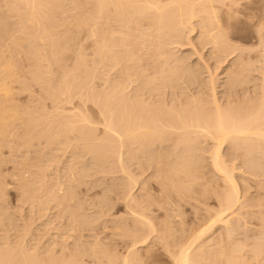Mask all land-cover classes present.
Listing matches in <instances>:
<instances>
[{
	"label": "rangeland",
	"instance_id": "1",
	"mask_svg": "<svg viewBox=\"0 0 264 264\" xmlns=\"http://www.w3.org/2000/svg\"><path fill=\"white\" fill-rule=\"evenodd\" d=\"M4 1L5 0H0V25L1 24L3 25L5 23V25L0 26V33H1L0 34V46H1L0 47V50H1L0 54H3V52H4V54L2 55V57L3 56L4 57L2 59H4V58L8 59L9 58L10 63L11 64L14 63L12 65L13 69L18 74L17 78L19 79V77H20L19 82H17L18 81V79H17V81L15 80L16 82L14 81L15 83H13L12 90L13 91L15 90V91L12 93V95L14 96V99L12 98L13 96L10 97V99L12 98L15 102L11 99L14 105L12 104V102L10 104H12L15 107H20V111H22V113L26 112L25 113L26 115L22 116L23 118H21V119H23V120L18 119L19 123L15 120V122H16V124H15V122L13 121L14 124L13 123L11 124L12 127H11V132H10L12 135H6L4 137L0 136V138H1L0 139V173H1V175H0V178H1L0 179V249L5 250V251L8 249L9 250L12 249L11 251H13V250L19 251L20 249H22L24 251V249L26 248L24 251L25 254L27 253L26 251H28V255H32L31 252H33V253L36 252L33 254L34 256L32 255L35 259L38 258L40 261H43V263L45 261L46 263L48 262L50 264H57V261H58V264H60V262H61L60 260H62V259L67 260L66 259L67 256H69V255L71 256V253H73V252L74 253L72 255H74V256H77L76 254H79L80 258H78V260H80V259L83 260V261H77V263L79 262L80 264H95V263L101 264V262H102V264L103 263L109 264L110 259L114 258L113 261H110V262H114V260H116L117 257H119V259L117 258L116 262L119 261L120 263H123L122 257L124 258V256L127 254H129V256H130L129 260L131 258V264H136V263L137 264H173V260H172L171 255L168 251H172V249H173L175 252L176 250H178L177 248H179L181 243L184 244L187 242V240L190 238V234L194 233V231H196L199 227H201V226L203 227V225L207 224L211 220V216L212 215L214 216V214L216 213L215 211L219 210V208H220L219 204L221 206L222 205L221 203H223V200L222 201H219V200L222 199V195H224L223 194L224 191L226 189L228 190V186L230 187V185H228L229 183L227 184V182H225V179L223 178L224 176H222L221 173H219L214 167H212L213 164L211 161V157H210L211 154L210 153H211V150L213 147V141L208 139V138H205V137H204V139H202V136L197 137L195 134H190V136H188L189 140L188 139L186 140L187 143H189V145L184 141H183V143H184L183 144L181 142V139H179L181 136V135H179L180 132L179 133L175 132V133H171V135L167 134L165 136L166 139L165 138L163 139L165 142L164 144H162L163 140H161V141L158 140L159 142L153 141V142H151V144L149 143L150 144L149 146H147L148 144H146V147H144V148L143 147L141 148L139 145H136V144H128V142H125L128 146L124 143V145H126V146H123L120 149L118 146L119 145V143H118L116 145L117 147L113 150V152L111 149H110V151H111L110 153L107 152L109 154L108 155L107 153H104L107 151L106 150L107 148L104 147L105 149H103L104 150V152H103V150H102L103 147L101 148V145L97 144V143H102L101 139L104 138V132L102 131V127L101 128L98 127L99 129L94 130V131L92 129L90 130L95 135V137L93 136V138H94L93 139L92 136L90 137L88 135V132L90 133V131H87V130L89 129L88 127H90V126L86 123H85L86 126L84 123H80V125L82 124L80 127H82L84 125V128L86 130L82 127L83 129L80 128L79 129L80 131L75 130V131H73L74 133L67 131L66 137L70 140H68L66 137L62 139L63 141L61 140L62 137L60 139H56V141H54L55 140L54 138L50 137V140L53 139L54 142L46 139L45 138L46 136L43 134V131L46 132L45 131L46 128L49 129L50 127H53L58 122H60V123L56 124L57 126L59 125L57 130H59V127L61 129V127H63L62 125L60 126V124H62L61 119L62 118L65 119L68 117V116H64V115H69L68 118H70L71 115H73V116L78 115L80 111L82 112L85 110L84 112H82L80 114H83V116H86V117H88V115H89V119L93 120V118L94 119L100 118V120H101V117H100L99 113L97 112V110L94 108L93 103L90 100H88L87 98H86V100H84L85 99L84 95H85V93L88 92V91H86V92L84 91V90H87L86 88L80 87L78 89H75L77 91H80L79 93H77L76 91H70V95L75 94V95L71 96V100H69L73 104L72 103L69 104L68 101H67V104H66V101L65 102L60 101L61 104L63 103L61 105L59 101H58L59 103L57 101L54 102L53 99L51 102V91L48 92L49 89L47 88V85L42 81L40 83L38 82V84H37L34 81L35 79L33 80L32 76H31V75H33V74H31V71H30V70H32V68H31L32 66H30L31 60L27 59L29 55L27 56V53L26 54L24 53L26 50H28L27 48L30 49V47H28V46H30L29 45L30 42L27 40H26V42H23L24 44L23 43L20 44L18 42L19 41L18 36H19V39H20V37L21 38L24 37V33L22 31H21L22 33L19 32L20 31V29H19L20 28L19 27L20 22H19V18H18L19 16H17V15H19V13L15 15V13L11 11L12 9H10V8L8 9V7L6 5L7 3H5L6 1L5 2ZM39 1H41V0H39ZM215 3L216 2H214L213 4H215ZM68 4L69 3L67 1V3L64 4L65 6L62 4L63 5V6L61 5L62 8L60 7V8H58L59 10L56 9L54 11L55 18H57V19H55V20H57V22L56 21L55 22L56 23L59 22L58 24L55 23L58 30L55 29L56 28L55 26H54V29L57 31V33H59V35H57L56 32L54 34H56L57 37H59L61 35L60 41H61V39L63 41L62 37H65L68 35L67 37H69L70 41H71V42H69L70 43L69 46H71L70 47L71 52H70V50H68V51L66 50L65 53H59L62 55H61V57L58 56L56 58L57 61L53 58L56 61V63L53 60V64L51 66V69H53L54 71L53 70L51 71V69H49V70L47 69L48 72L51 71L50 74H48V75L53 76L52 80L54 79V81H58L61 78L60 76L64 74L62 72H65V74L68 75V73L71 72V70L73 68H75L74 66L77 63H74L73 61H75V62L78 61L79 63L82 64L83 62H81V61L86 59V61H84L83 69L87 70V71H93L97 67L99 68V69L97 68V73L98 72H101V73H98V78L95 80V82H96L95 83V89L100 88L99 90L103 91L105 88H107L106 84H104V81L106 78L108 79V77H109V79H108V80H110L109 82H111V80H112V82H114V81H116L114 79H117V77L119 79L121 77V75H123L120 72V70H121L120 68L123 65H117L116 67L114 66V68H112V67L110 68L109 66L106 65L107 66L106 67L105 65L102 64V62H100L101 57L99 58L98 54L95 55V50L93 49L95 47L92 48L93 44L91 43V41H93V40L91 39V36L88 32V31H90V28H89L90 25L87 24L88 26H86V23L81 25V22H79L80 20L82 21L81 15H83V13H85V12H88L87 9L85 8L87 6L84 7L85 9L82 8V10L84 9L85 11L84 10L82 11L81 7H79L80 9H78L76 7L75 8L72 7L73 10L72 9L70 10V7L72 5L69 4L70 5L69 6ZM241 4H242V6L240 5V7H242V8L238 7V10L240 12L236 10L235 6H232L233 8H229V7L224 6V5H223L224 7L219 5V3L215 4V5H219L218 9L221 8L220 9L221 11H219V10H217V11L219 12L218 16L220 15V17H221V19L219 17V20H222L223 24L225 23L224 24L225 26L223 28L227 27L226 29L229 30L227 32V37H228L227 40L229 39V41L231 43L228 41L226 44L227 45L229 44L230 47H232V49L234 50V53H232L233 50L229 46H227L225 43H224L225 46L223 48L224 50L222 49V47H223L222 45L220 47L221 50L219 48H218L219 50L217 49L218 51H220L219 53L217 50H215L216 48L214 49L215 52L217 51L218 55L214 54L215 52L213 49H212V51L214 53H212L211 48H214V44H212V43L210 44L209 42H206V38H205V41L203 40L205 37V36L201 37V35H203V34H201V32H202L201 28H203V27H202V25L201 26L199 25L200 27L197 26L198 23L200 22L199 20H201V16L205 15L202 13L200 14L201 15L200 17L195 18V20L193 19L194 21L192 20L193 21L192 25H190V23H188L189 25L187 24V26H185V30H184V27H182L181 35L183 37L182 36L179 37V41H178L179 43L181 42L180 44L176 45V43H169V44H167L168 46L167 45L165 46V44H164V46L166 47L165 51L171 53V54H168V57L170 59L168 58L169 61H167V63L171 62L172 68L174 65L178 66L177 62H175V61H178V59H179V61L181 60L180 63L183 62L181 65L179 63V65H180V68H184V71H181V73L177 71L178 76L177 75H175L174 77L171 76L172 79L169 76V78L172 81L170 79L168 80V77H167V75H168L167 71L169 69H168L167 63H166V65H164V63L166 61L161 66L167 67V69H168V70H166L167 74H165V72L163 73V68L161 66H159L160 68H162V70L159 68V70L162 71V72H160V74L163 73L164 75H166L164 78L163 74L161 75L162 77H160L159 74H157V73H159V71H157V73L155 72L156 66L153 67V66H151L152 63H150L149 61H146V59L148 60V58H150L148 55L149 53L147 52V51H149L150 46L147 48H143V46L145 47V45H147V44H145V45L142 44L143 46L138 45L140 48L142 46V48L144 49L142 51L144 53L143 56H141L142 55V53H141V55H139L138 58L141 59L143 57L142 59L144 61H142V59H141V62L138 61L139 64L137 63V65H136V68L140 64L142 65V66L140 65L139 66L140 68L138 67L139 69H137V71H139L141 74H139L140 76L137 75V77L134 76L135 79L134 78L133 79L135 81L131 82L132 83L131 87H129L127 90V92L131 93V95H129V96L130 97L135 96V98H137L138 96L139 97L143 96V98H144V100H146L147 104L149 103V104L153 105V103H154L153 107L159 108V106L157 104V103H159L161 108H164L165 110H168V108L166 109L165 107H162V106L166 105V107H169L171 105V109L174 108V106L176 107V109L177 108L181 109L182 107L185 106V109H188V107L190 108V105H187L186 102H188V104L190 103L191 106H193L194 104H192L191 102L193 101V103H194V101L195 100L198 101L199 98H200L199 100H201L200 102H202V100L204 101L203 104H201V105L204 107V109L206 111L212 110L214 107H213V105H211L209 103H211V100L213 102L214 98H211L213 95L212 94L213 92H216L215 97H217L218 102H220L219 105L221 106V104H222V106H221L222 108H226V106H227L230 109L232 107L235 109H238L237 107L241 106V108H242L243 107L242 105H244L243 108H247V106H249V104L247 105V103H250L251 100H254L256 102L258 100L257 98H259V97H260V99L258 101L261 102L260 101L261 98L262 99L264 98L263 97L264 96V0H249V1L246 0V2H245V0H243V3L241 2ZM243 5H245V6H243ZM68 7H69V9H68ZM65 8H66V10H65ZM6 9H7V11L10 10L12 13L10 11H9V13H6L7 12ZM60 9H62V10L60 11ZM79 10H80V12H79ZM231 10H233V11H231ZM59 11H60V13H59ZM16 12H18V11H16ZM234 12L237 13V16H236V14H232ZM230 13H231V15H230ZM54 15H53V17H54ZM72 16L74 18L76 17L80 20H77V19L73 20L74 18ZM61 19H63V20L61 21ZM66 19H68L71 22V24ZM13 20H14V22H13ZM65 20L67 21L66 23L64 22ZM72 22H74V23H72ZM67 23H69V24H67ZM79 23L81 25V28L76 27V25H79ZM53 24H54V22H53ZM73 24H75L74 25L75 27L73 26ZM199 24H201V23H199ZM48 25H52V24H48ZM193 25H196V26H193ZM6 26H8L9 28L11 27L10 28L11 30ZM7 28H8V31H7ZM49 28H50V26H49ZM186 28H187V30H186ZM193 28L194 29L196 28L195 31ZM54 29L53 30H52V28L50 29V30H52L51 31L52 33H53ZM69 29H71V30H69ZM188 29H189V31H188ZM65 30H69V31H65ZM76 30H78V31H76ZM80 31H81V33H80ZM8 32H10V33H8ZM15 32L18 33L17 34L18 36L16 35ZM63 32H64V34H63ZM76 32H78V33H76ZM202 33H204V32H202ZM156 34H155V36H156ZM2 35L4 37H2ZM10 35L12 37L14 36V38H11ZM62 35H64V36H62ZM204 35H205V33H204ZM8 36H10V37L7 38ZM75 36H77V37H75ZM67 37L65 38L66 41H67V39H69ZM72 37H73L74 41L71 40ZM7 39L10 41H8ZM14 39H15V42H14ZM200 39H202V40H200ZM1 40H2V43H1ZM16 41L18 42V44H20L22 46L26 45L27 48H25L23 46L24 47L23 50L19 49V48H22V46L19 47L17 45ZM62 41H61V44L64 42V41L63 42ZM11 42H12L14 47L12 45H9V44H11ZM72 43L74 45L73 50H72ZM206 43H208V44L205 45V47H204V44H206ZM65 44H67V42ZM172 44L174 46H172ZM221 44H223V42H221ZM233 44H234V46H233ZM2 45H4V49H3ZM38 45L39 46L41 45L40 47H42V48L45 47V46H42V45H44L42 43H40ZM78 47H80V48H78ZM84 47H85V49H84ZM151 47H152V45H151ZM226 47H228L229 50ZM12 48H13V52L15 54L11 52ZM67 49H69V48H67ZM145 49H146V51H145ZM239 49H242L243 51L239 50ZM7 50H9L8 51L9 53L7 52ZM15 50L17 51V53ZM82 50L84 51V53ZM91 50H92V53H91ZM153 50H154V48H152L151 52ZM145 52H146V54H145ZM226 52H227V54H226ZM19 53H21V54H19ZM74 53H76V54H74ZM154 53H155V51H154ZM221 54H223V55H221ZM85 55L87 56V58L85 57ZM239 55H240V57H239ZM9 56H11L12 61L10 60ZM25 56L27 58H25ZM72 56H74V57H72ZM80 56H82V58H84V57L85 58L82 59V58H80ZM180 56H182L184 58H182ZM67 57H69V58H67ZM76 57H77V60H75ZM90 57H91V59H90ZM215 57H217L218 59ZM58 58H59V60H58ZM79 58L81 60H79ZM173 60H175V61H173ZM185 60L187 61L188 64L186 63ZM58 61H59L60 67H58V65H57ZM94 61H95V63H94ZM62 63H64V64H62ZM73 63H74V66H73ZM146 63H150L151 65L146 64ZM92 64H94V65H92ZM100 64H101V66H100ZM241 64H243V65H241ZM14 65L16 66L17 70L14 68ZM78 65H76V66H78ZM158 65H160V64H158ZM183 65H185L186 68ZM244 65L247 68H243ZM118 66H121V67H118ZM238 66H240V67L242 66V67L239 68ZM147 67H150V68H147ZM165 67H164V69H165ZM192 67H193V69H191ZM200 67L202 70L200 69ZM18 68H20V70ZM70 68H71V70H70ZM153 68H155V69H153ZM103 70L105 72L108 70L109 71L105 73ZM179 70H181V69H179ZM243 70L246 71V72H244V74H243ZM193 71L195 72L194 75H193ZM232 71L233 72L235 71L234 72L235 74ZM58 72L60 73L59 75H58ZM196 72H198V73H196ZM28 73H30L31 75L28 76ZM32 73H34V71ZM53 73H54V75H53ZM56 73H57V75H56ZM109 73H110V75H108ZM144 73H145V77H144ZM227 73H228V75H227ZM236 73L239 76L241 81L237 78L239 80V82L237 81V82L233 83V80H235L234 78L236 77L235 76ZM195 75H196V77H195V79H193L192 77ZM105 76H107V77H105ZM152 76L153 77L156 76L154 78V80L157 77H159L160 79L157 78L159 82L156 81V84L158 82L157 85L151 84L152 86L151 85L148 86V84H146V82L150 78V80H149V84H150V82H152L151 79L153 80ZM143 77L145 80L143 79ZM232 77H234V78L231 81ZM25 78H26V80H25ZM161 78H164L165 81L162 82ZM227 78H228V80H227ZM136 79H138V80H136ZM192 80H193V83L191 82ZM211 80L215 81L214 82L215 84H213L214 86H211L212 85ZM144 82H145V84L143 85ZM182 82H184V83H182ZM19 83H21V84L18 85ZM25 83H26V85H25ZM41 83L43 86L40 85ZM169 83H171L172 85ZM139 84H140V86H139ZM174 84H176V86ZM160 85L162 88L160 87ZM40 86H42V87H40ZM142 86H143V88H142ZM157 86H159V88ZM22 87H23V89H22ZM40 88H41V90H40ZM44 88L45 89L47 88V89L43 90ZM134 88L135 89L137 88V89L133 90ZM172 88H173V90H172ZM155 89H158V90H155ZM198 89L201 91H199ZM99 90H97V91H99ZM144 90H145V92H144ZM170 90H171V92H170ZM45 91H47L48 92L47 94H50V95H46ZM134 91L138 92V95H136V92H134ZM164 93H165V95H164ZM181 93H184V94H181ZM170 94H171V96H170ZM180 94H181V96H179ZM158 95H160V96H158ZM172 95H174V96L176 95V96L174 97ZM256 95H257V97H255ZM48 96L50 99L48 98ZM65 97H66V95H64L62 97V100H65ZM130 97H129V99H130ZM183 97H184V99H183ZM185 97H186V99H185ZM75 98H78V99H75ZM132 98H134V97H132ZM79 99H81V100H79ZM190 100H191V102H190ZM206 100H208V101H206ZM0 101L2 102L1 99H0ZM16 101H18V102H16ZM82 101L83 102L86 101L85 102L86 105H84L85 103H83ZM179 101L181 104L179 103ZM247 101H249V102H247ZM9 102H8V104H9ZM206 102H208V105L206 104ZM15 103L17 106L15 105ZM24 103H25V105H24ZM55 103H56V105H55ZM164 103H165V105H164ZM235 103L239 104V105L237 106ZM257 103H255L256 106L259 104V103L258 104ZM41 104H43V105H41ZM57 104H59L60 106H58ZM155 104H157V106H155ZM230 104H231V106H230ZM253 104H254V102H253ZM22 105H24L25 108ZM53 106H55V108H52ZM83 106H85V107L83 108ZM30 107H31V109H30ZM44 107L46 108V110L44 109ZM77 107L79 110L80 109L81 110L80 111L78 109L76 110L75 108H77ZM41 108L43 109L44 112L42 111ZM23 109H24V111H23ZM59 109L60 110L62 109V110L60 111ZM89 109L93 110V111H89ZM176 109H174V111ZM69 110L71 111V114L68 113ZM181 110H183V108ZM35 112H37V113H35ZM96 112H97V115H95ZM48 113L49 114L51 113L50 114L51 116ZM32 115H34L33 118L35 116H37V117H35V120H34L35 126L33 124L34 130L32 131L31 129H28V131H29L28 132L25 130V129H27V128H25V125L22 126L23 125L22 122H24V121L26 122L27 121L26 119L28 117H29V119H31ZM46 115H48V116H46ZM38 116L41 117L42 121L40 120V117H38ZM60 116L61 117L64 116V117L60 118ZM78 116H77V118H74V117L72 118V116H71L70 119H74V120L79 119ZM36 118H38V120ZM68 118L66 120H64L63 122L68 121V120L70 121V119H68ZM32 119L30 121H32ZM53 119L56 122H54ZM59 119H60V121H59ZM52 120H53V123H52ZM49 121H51V122H49ZM46 122H47V124H46ZM39 123L40 124L42 123L41 125L43 127L41 125L39 127ZM43 123H45V124H43ZM50 123H51V126H50ZM98 126H101V125H98ZM36 127H38V129H40V130H38ZM13 128H14V130H13ZM19 129L21 131H19ZM41 129H42L41 134L44 135L43 137L41 136V134L36 133L38 131H41ZM48 129H46L47 132H48ZM25 131L28 132L27 136L24 134ZM34 131H35V134H38L39 136L33 135L32 133ZM83 131L85 132V134H87L88 137L84 134ZM15 132H17V133H15ZM52 133H53V131L48 135H52ZM29 135L30 136L32 135L33 137L38 136V138H36V137L33 138L31 136V138H33V139H31V138H29L30 137ZM68 135H70V136L68 137ZM90 135H92V134H90ZM82 136L83 137L85 136V137L83 138ZM191 136L193 138L196 136L194 139L197 138L198 141L194 140ZM89 137L92 138L94 142L91 139L90 140L87 139ZM190 137H191V139H190ZM3 138H4V140H3ZM16 139H17V141H16ZM65 139H66V141H64ZM27 140H28V142H27ZM59 140H61L62 143ZM193 140L196 143H194ZM11 141H12V143H11ZM70 141H71V143H70ZM4 142H6V143H4ZM48 142H51V144ZM64 142L69 143V144L66 145V143H64ZM174 142H176V143L181 142L184 145V147H183V145L181 146V143H179V145L177 146V145H175L176 143H174ZM29 143H30V145H29ZM53 143H54V145H53ZM93 143H95L96 146L98 145L97 146L98 148L96 147L97 149H99L98 151H100V152L102 151L105 154L104 158H101V157H103V156H100L101 153L97 152L96 151L97 149H94L95 145H93ZM185 143H186V146H185ZM62 144H63V146H61ZM91 144L93 145L92 149L95 150L94 152L95 153L97 152V154L100 153L97 155V158L94 157V156H96V154L93 152L92 149H90ZM103 144H104V141H103ZM103 144H102V146L105 145V144L104 145ZM234 144H235V146H234ZM187 145H188V148H186ZM30 146H32V147H30ZM243 146H244L243 144H241V145L239 144V146H238V142L234 141L232 146L229 142L228 144H226L223 147V150H222L223 155H224L223 160L225 162L226 168L228 167L227 169L230 170L231 172H233L234 178H235V180L237 179L236 182L238 181L237 184L239 185V195H240V201L241 202H240V204L238 203L240 206L237 205L236 208L234 209V211H235L234 214L237 218L236 217L233 218L234 215L233 214L231 215L233 220L235 219L233 221V225H234V227L236 226L237 228L235 227V229H236V230L234 229L235 231L234 230L226 231L227 230L226 227H224V225H221V223H219V224H217L218 226L215 225L214 228H212L209 231V233H207V235L205 237L203 236L204 237L203 242L205 243L203 250L204 251L207 250L206 252H204V256L207 253L211 256L210 257L207 255L210 258L209 260L207 259V261L204 258V261H203L204 264H213V262L211 263V261H213V259H214V258L212 259L213 255L215 257L218 256L219 258H221L222 257V256H220L221 253H218V251L220 249L222 250V252L225 251V253H227V254L230 251L232 254L235 253L234 259H235V257H237L236 260L237 261L240 260L239 261L240 263H239L233 259L237 264L238 263L239 264H264V153H262L264 151V148H263L264 146L259 148L260 150L258 148L253 149L251 155L246 152V149L243 148ZM14 147H15V150H14ZM58 147H60L61 149ZM147 147L149 150L146 149ZM190 147L193 149L191 150ZM83 148H87V149H83ZM131 148H134V149H131ZM166 148H167V150H166ZM185 148H186V150H185ZM235 148H237V150ZM71 150H72V152H71ZM115 150H117V151H115ZM124 150H125V152H124ZM188 150L189 151L191 150V151L188 152ZM38 152H39V154H38ZM120 152H122V153H120ZM258 152L261 155H259ZM117 153H120L121 156ZM166 154L170 155L171 158ZM187 154H189L191 156L190 157L191 160H189L190 166H188L186 164V161L188 160L186 157L189 156V155L186 156ZM107 155H108V157H107ZM75 156H77V157H75ZM98 156H100V157L98 158ZM184 156H186V157L184 158ZM248 156H249V158H248ZM83 157H84V159H83ZM129 158H130V160H129ZM12 159H14V160H12ZM94 159H96V160H94ZM97 159H98V162H97ZM108 159H110V160H108ZM157 159L161 162V164ZM185 159H187V160H185ZM225 159H226V161H225ZM103 160H107V161L103 162ZM183 160H185V162H183ZM167 161H170L169 164L171 165V167H168ZM189 161H187V163H189ZM94 162H97V163H94ZM105 162H107L108 164H104ZM132 162H134V163H132ZM22 163H24V164L22 165ZM201 163L203 164V166ZM71 165L74 167H72ZM125 165H126V167H125ZM179 165H181L182 168ZM185 165L188 166L187 168H189V169H186ZM15 166H17V167H15ZM166 166L168 168H166ZM173 167L174 168H176V167L180 168L182 171H184V173L183 172L181 173V171H179V170H177V172H178L177 173ZM17 168H18V170H17ZM36 168H37V170H36ZM121 168L122 169L124 168L125 170H122ZM126 168H128L127 169L128 175H127ZM183 168L186 170H184ZM106 169H108V170L106 171ZM173 169L175 172H173ZM192 169L194 171H192ZM129 170L131 171V174H130ZM99 171H101V172H99ZM104 171H106L105 172L106 174L103 173ZM158 171H160V172H158ZM170 171L172 173H176V174H172ZM120 172H122V173H120ZM186 172L188 173V175ZM191 172H193V175ZM134 173H135V175H134ZM189 173H191L192 176H190ZM161 174H162V176H161ZM163 174H165V175L163 176ZM183 174L186 176H184ZM74 175H76V176H74ZM166 175H168V177H166ZM177 175H178V177H177ZM180 175H182V176H180ZM128 176L129 177L131 176V177L129 178ZM170 177H172V179ZM127 178H128V180H127ZM167 178L173 180V182L168 179L167 180L168 183L166 184L165 179H167ZM136 179H138V180H136ZM186 179H187V181H186ZM24 180H25V182H24ZM157 180H158V182H157ZM32 181H34V182H32ZM169 181L171 182L170 184H169ZM188 181H190V182H188ZM174 182L176 184H174ZM177 182H180L181 184L177 183ZM184 182L186 183V185ZM57 183H59V184H57ZM188 183H189V185H188ZM135 184H136V186H135ZM63 185H65V186H63ZM33 186H34V188H33ZM174 186L176 187V189ZM181 186H183L184 189H182L183 187H181ZM27 187H28V189H27ZM29 188L31 191H28ZM180 188H181V190H180ZM38 190H40V191H38ZM45 190H46V192H45ZM189 190H190V192H189ZM3 191H4V193H3ZM24 191H25V193H24ZM1 192L3 194H1ZM22 192H23V194H22ZM36 193H37V196H35ZM121 193H122V195H121ZM127 193H130V196H128L129 194L127 195ZM26 196H28V197H26ZM32 196H35V197H32ZM55 196H57V197H55ZM126 196H128V197H126ZM151 196H153V197H151ZM30 197H32L33 199ZM132 197H134V199H133L134 201H135V198H137L136 199L138 201V204L136 203L137 205L133 204L132 199H130ZM67 198H69L70 200L69 199L67 200ZM122 198H124V199H122ZM126 199H127V201H126ZM128 200H130V201H128ZM48 202H49V204H48ZM125 202H127V203H125ZM130 202H131V204H130ZM151 202H152V204H151ZM126 204H127V207H126ZM139 205H141V207ZM41 206H42V208H41ZM70 206H71V208H69ZM134 206H136V207H134ZM131 207H132V209L137 210L136 211L137 214L138 213L140 214L138 217L141 218L142 217L141 214L143 215V213H144V215H146L145 216L146 218H144V217H143V219L137 218V216L135 215L136 212L134 210L130 212ZM132 212H135V213L132 214ZM140 212H142V213H140ZM78 213H79V215H78ZM84 213H85V215H84ZM74 214H75V216H74ZM98 214H100V215H98ZM79 216L81 218H79ZM231 216H229V217H231ZM147 217H148V222L150 221L151 230L155 229V230H153V232L152 231L149 232V229H150L148 226L149 223L144 224V222H143L144 219H147ZM79 219H81V220H79ZM75 220H78V221H75ZM146 222L147 221H145V223ZM29 223L31 226H29ZM24 224H25V226H24ZM135 224H136V226H135ZM139 224H140V226H139ZM143 224H144V226H143ZM152 225H153V227H152ZM22 226H24V227H22ZM140 228H141V231H139V234H142V236L138 234V236L140 237L139 238L138 236H136V233H135L136 230L135 229L139 230ZM169 228L170 229L172 228V229L170 230ZM29 229H30V231H29ZM123 232L124 233L126 232V233L124 234ZM140 232H142V233H140ZM145 232L147 234H149V237L146 236V234H143ZM27 233H29V234H27ZM130 233H132V234H130ZM25 234H27V236ZM141 237H142V239H141ZM146 237L148 239H145ZM161 237L163 238L162 240H161ZM137 238L139 240L145 239L144 244L143 243L140 244L143 241H141L139 243V240ZM165 240L168 242H166ZM19 241H21V242H19ZM201 241H202V239L200 240V242ZM18 242H19V244H18ZM166 243H168V244H166ZM177 243H179L180 245H177ZM170 244H172V245H170ZM133 245L135 247H137V248H135L136 250H133L134 249ZM202 245H203V243H202ZM101 246L104 247V249H102ZM75 247H76V250H75ZM169 247H171V249ZM175 247H176V249H175ZM207 247H208V249H206ZM218 248H219V250H218ZM226 248H228L229 250ZM94 249H96V250H94ZM100 250L103 252L102 254H101ZM216 250H217V253H216ZM221 250L219 252H221ZM18 251H16V252L14 251V252L17 253ZM82 251H83V253H82ZM96 251H98V252H96ZM136 251H138V252H136ZM213 251H215V252H213ZM46 252H48V253H46ZM69 252H70V254H69ZM93 252H94V254H93ZM258 252H260L261 254H259ZM19 253H21V252H18L17 254L22 255ZM80 253H82V254H80ZM59 254H60V256H57ZM95 254L97 255V257L95 256ZM223 254H224V252H223ZM92 255H94L95 257L93 256V258L91 259ZM100 255H102L103 258ZM59 257H62V259ZM132 257L135 260L132 261ZM232 257H233V255H232ZM48 259H49V261H48ZM98 259L101 261L98 262ZM136 260H138V261H136ZM84 261H85V263H84ZM134 261H135V263H134ZM221 261L223 262V264H225L223 261V258L221 259ZM61 264H62V262H61Z\"/></svg>",
	"mask_w": 264,
	"mask_h": 264
},
{
	"label": "bare ground",
	"instance_id": "2",
	"mask_svg": "<svg viewBox=\"0 0 264 264\" xmlns=\"http://www.w3.org/2000/svg\"><path fill=\"white\" fill-rule=\"evenodd\" d=\"M6 1V2H5ZM4 2L5 3H7L6 5H7V7H8V9L10 8V9H12L11 11L12 12H14L15 13V15L16 14H18L19 13V15H17V16H19L18 18H19V22H20V25H19V29H20V31L19 32H23L24 33V39L23 38H21L20 37V39H19V36L17 35L18 33H16V35L18 36V42L21 44V43H23V42H26V40L27 41H29L30 43H29V45L30 46H28V47H30V49L29 48H27V46L25 45H23L25 48H27L28 50H24L25 52V54L27 53V56H28V58L25 56V58H27V59H30L31 61V64H30V66H32L31 68H32V70H30L31 71V74H33V75H31L30 73H28V76L29 75H31L32 76V78H33V80L38 84V82L40 83L41 81L42 82H44L46 85H47V88L49 89V91L48 92H50L51 91V102H52V99L54 100V102L55 101H62V102H65L66 101V104H67V101L69 102V104L70 103H72V102H70L69 100H71V96H73V95H75V94H73V95H70V91H76L77 93H79L80 91H77V90H75V89H78V88H86L87 90H84L85 92L86 91H88L87 93H85V95H84V100H86V98L88 99V100H90L92 103H93V105H94V108L97 110V112L99 113V115H100V117H101V120H100V118L99 119H94L93 118V120L92 119H89V115H88V117H86V116H83V114H80V113H82V112H84V111H80L79 109H78V107L77 108H75L76 110L78 109L80 112H79V116L78 115H75V116H73V115H71L72 116V118L74 117V118H77V116L79 117V119H76V120H74V119H70L71 118V116H70V118H68L69 117V115H64V116H68L67 118L68 119H70V121L68 120V121H65V122H63L64 120H66L67 118H65V119H63L62 117H64V116H60V118H62L61 120H62V124H60V126L62 125L63 127H61V129H60V127H59V130H57L58 129V126L56 125V124H58V123H60V122H58V123H56L53 127H50L49 129L48 128H46V129H48V132H47V130L45 129V131L46 132H44L43 131V134L46 136L45 138L46 139H48V140H50V137H52V138H54L55 140L54 141H56V139H60L61 137V140L63 139V138H65L66 137V135H67V131L68 132H73V131H75V130H79L80 128H84V125L82 126V127H80L81 125H80V123H86V124H88L90 127H88L89 129L87 130V131H90L91 129L94 131V130H97V129H99L98 127H102V131L104 132V138L103 139H101V141H102V143H97L98 145L100 144L101 145V148H102V150L103 149H105V148H107L106 150V152H104V150H103V152L104 153H107V152H111L110 151V149L112 150V152H113V150L117 147L116 145L119 143V148L121 149L123 146H126L127 144L125 143V142H128V144H136V145H139L141 148L143 147H146V144H148L147 146H149L150 144H151V142H153V141H161V140H163L164 138H165V136L167 135V134H169V135H171V133H175V132H177V133H179V135H181L180 136V138L179 139H181V142L183 143V141L184 142H186L187 143V139H188V136H190V134H195L197 137L198 136H202V139H204V137L205 138H208V139H210V140H212L213 141V147H212V150H211V155H210V157H211V161H212V164H213V166L212 167H214L219 173H221L222 174V176H224L223 178L225 179V182H227V184L228 185H230V187L228 186V190L226 191H224V195H222V199L221 200H219V201H222L223 200V203H221L222 205L220 206V204H219V210H217V211H215L216 213L214 214V216L212 217L211 216V220L207 223V224H205V225H203V227L201 226V227H199L196 231H194V233H192V234H190V238L187 240V242L186 243H184V244H182L181 243V245L179 244V243H177V245H180L179 246V248H177L178 250H176L175 252H174V250L172 249V251H168L169 253H170V255H171V258H172V260H173V264H204L203 263V261H204V258H205V260L207 261V259L209 260L210 258L208 257V256H210L208 253L204 256V252H206V251H204L203 250V247H204V242H203V239H204V237L207 235V233H209V231L212 229V228H214V226L215 225H217V224H219V223H221V225H224V227H226V231H232V230H234L235 229V227H234V225H233V221L235 220H233V218H235L236 216H235V214H234V209L236 208V206L237 205H239L240 204V195H239V185L237 184V182H236V180H235V178H234V175H233V172H231L230 170H228L227 168H226V165H225V162H224V155H223V152H222V150H223V147L226 145V144H228L229 142H230V144H231V146H232V144H233V142L234 141H237L238 142V146H239V144L241 145V144H243L244 146H243V148H245L246 149V152L247 153H249L250 155H251V153H252V150L253 149H259V148H261L262 146H264V98L262 99L261 98V102H259L258 100L260 99V97L259 98H257L258 100L255 102L254 100H251V104L250 103H247V105L249 104V106H247V108H243L244 107V105H242L243 107L241 108V106L240 107H237L238 109H235V108H229V107H227L226 106V108H222L221 106H222V104H221V106L219 105V103L220 102H218V99H217V97H215V93L216 92H213L211 95H212V97L211 98H214L213 99V102H212V100H211V103H209V104H211V105H213V109L212 110H208V111H206L205 109H204V107L201 105V104H203V100H202V102H200L201 100H199L198 98V101L197 100H195L194 101V103H193V101L191 102V100H190V102L192 103V104H194L193 106H191V104L189 103L188 104V102H186L187 103V105H190V108L188 107V109H185V106L184 107H182L183 108V110H181L180 108V110L177 108L176 109V107L174 106V108H172L171 109V105L169 106V107H166V105H165V103H164V105L165 106H162V107H165L166 109L168 108V110H165L164 108H161V106L159 105V103H157L158 104V106H159V108L158 107H153V105H154V103H153V105H151V104H147V102H146V100H144V98H143V96H138L137 98H135V96H132V97H134V98H132V97H130L129 95H131V93L130 92H127V90H128V88L129 87H131V82L132 81H135L134 79V76H136L137 77V75H139V74H141L139 71H137V69H139L140 67V65L136 68V65H137V63H138V61L139 62H141V59L143 58H138V56L139 55H141V53H142V55L141 56H143V48H147V47H149L150 46V48H149V51H147L149 54V57L150 58H148V60L146 59V61H149L150 63H152V65L150 64V63H146V64H149V65H151V66H153V67H155V68H153V69H155V72L157 73V71H159V73H157V74H159V76L160 77H162L161 75L165 72V74H167L166 73V70H168L167 72H168V75H167V77H168V80L171 78L172 79V77L171 76H175V75H177L178 76V72H180L181 73V71H184V68H180V65L183 63H180V61H179V59H178V61H175V60H173V61H175V62H177V64H178V66L177 65H174L173 66V68H172V66H171V62H168L167 63V61H169L168 60V54H171V53H169V52H166L165 51V46L167 45V44H169V43H176V45L177 44H180L178 41H179V37H181L182 35H181V33H182V27H184V30H185V26H187V24L188 23H190V25H192V22L195 20V18H197V17H200L201 15V13L202 14H205V15H202L201 16V20H199L200 22L199 23H201V24H199L198 23V25L197 26H201L202 25V27L203 28H201L202 29V32H204L205 33V35H204V33H202L201 31V34H203V35H201V37L203 36H205L204 37V41H205V38H206V42H209L210 44L212 43V44H214V48H211V51H212V49L214 50L215 48V50H217L218 48L221 50V45L223 46L222 47V49L224 48V46H225V44L229 41V39L227 40V32L229 31V30H227L226 28H223L225 25V23L223 24L222 23V20H219V17H220V15L218 16V14H219V12L217 11V10H219V11H221L220 9H218L219 8V5H221V6H227V7H229V8H233L232 6H235L236 7V10L237 11H239L238 10V7H240V5L242 6V4H241V2L243 3V0H41V1H39V0H5ZM67 1H68V3L70 4V5H72L71 7H70V10L72 9V7L73 8H78V9H80L79 7H81V10H82V8H84L85 6H87V7H85L86 9H87V11L88 12H85V13H83V15H81L82 16V21L80 20V19H78V18H74L73 16V20H75V19H77V20H80L79 22H81V25L82 24H85L86 23V26H88L87 24H89L90 26H89V28H90V31H88L89 32V34H90V36H91V39L93 40V41H91V43L94 45H92V48L93 47H95V48H93L94 50H95V55H99V58L101 57V61L100 62H102V64L103 65H107V66H109L110 68L112 67V68H114V66L116 67L117 65H123L122 67L121 66H118V67H121L120 69V72H121V74H123V75H121V77L118 79V77H117V79H114V80H116V81H114V82H112V80H111V82H109L110 80H108L109 79V77H108V79L106 78L105 79V81H104V84H106V87L107 88H105L103 91H100L99 89H95V80L98 78V73H101V72H98L97 73V68L96 69H94L93 71H87V70H84L83 69V66H84V61H86V59L85 60H83V61H81V62H83L82 64L81 63H79L78 61L77 62H75V61H73L74 63H77L76 65H78V66H74V63H73V66L75 67V68H73L72 70H71V68H70V70H71V72H69L68 73V75L67 74H65V72H62V73H64L63 75H61L59 78V80L58 81H54V79L52 80V75L50 76V75H48V74H50V72L53 70V69H51V66H52V64H53V60L55 59L56 61H57V57L58 56H60L61 57V55L62 54H59V53H65L66 52V50L68 51V50H70V47L71 46H69L70 45V43L69 42H71L70 41V38L69 37H67V36H65V37H62L63 38V41L65 40V38L67 37V38H69V39H67V44H65L63 41H62V39H61V41L63 42L62 44H61V41H60V36L59 37H57V35H59V33H57V31L56 30H58L57 29V27H56V24H58V23H56L57 22V20H55V19H57V18H55V15H54V11L56 10V9H58V8H60L61 7V5L63 4H65V3H67ZM249 1V0H248ZM65 2V3H64ZM214 2H216L215 4H217V3H219V5H215V4H213ZM245 2H246V0H245ZM248 3V2H247ZM4 4V3H3ZM68 4V5H69ZM62 5V6H63ZM69 5V6H70ZM84 5V6H83ZM65 6V5H64ZM83 6V7H82ZM220 6V7H221ZM223 6V7H224ZM243 6H245V5H243ZM234 7V8H235ZM2 8V7H1ZM62 8V7H61ZM84 8V9H85ZM240 8H242V7H240ZM244 8V7H243ZM249 8V7H248ZM4 9V8H3ZM64 9V8H63ZM68 9H69V7H68ZM77 9V10H78ZM83 9V10H84ZM2 10V9H1ZM59 10V9H58ZM57 10V11H58ZM62 9H60V11H61ZM65 10H66V8H65ZM73 10V9H72ZM82 10V11H83ZM230 10V9H229ZM243 10V9H242ZM6 11H7V9H6ZM9 11L10 10H8L6 13H9ZM10 11V12H11ZM16 11H18V12H16ZM60 11H59V13H60ZM85 11V10H84ZM231 11H233V10H231ZM11 12V13H12ZM66 12V11H65ZM68 12V11H67ZM70 12V11H69ZM79 12H80V10H79ZM228 12V11H227ZM236 12V11H235ZM232 13V14H236V16H237V13ZM240 12V11H239ZM238 12V13H239ZM64 13V12H63ZM72 13V12H71ZM81 13V14H82ZM4 14V13H3ZM78 14V13H77ZM76 14V15H77ZM249 14V13H248ZM8 15V14H7ZM13 15V14H12ZM53 15H54V17H53ZM75 15V14H74ZM230 15H231V13H230ZM2 16V15H1ZM229 16V15H228ZM227 16V17H228ZM233 16V15H232ZM3 17V16H2ZM14 17V16H13ZM68 17V16H67ZM70 17V16H69ZM79 17V16H78ZM235 17V16H234ZM233 17V18H234ZM15 18V17H14ZM13 18V19H14ZM61 18V17H60ZM59 18V19H60ZM65 18V17H64ZM63 18V19H64ZM229 18V17H228ZM231 18V17H230ZM6 19V18H5ZM54 19V20H53ZM63 19H61V21L63 20ZM194 19V20H193ZM200 19V18H199ZM220 19H221V17H220ZM12 20V19H11ZM67 21H69L68 19H66ZM64 21L65 23L67 22V21ZM71 20V19H70ZM193 20V21H192ZM2 21V20H1ZM7 21V20H6ZM56 21V22H55ZM234 21V20H233ZM12 22V21H11ZM13 22H14V20H13ZM53 22H54V24H53ZM70 22V21H69ZM83 22V23H82ZM3 23V22H2ZM56 23V24H55ZM61 23V22H60ZM72 23H74V22H72ZM78 23V22H77ZM19 24V23H18ZM48 24H52V25H48ZM63 24V23H62ZM67 24H69V23H67ZM70 24H71V22H70ZM195 24V23H194ZM223 24V25H222ZM3 25H5V23L3 24ZM2 24L0 25V26H3ZM60 25V24H59ZM58 25V26H59ZM75 24H73V26H74ZM81 25H80V23H79V25H76V27H80L81 28ZM189 25V24H188ZM48 26V27H47ZM49 26H50V28H49ZM52 26V27H51ZM54 26L56 27L55 29H54ZM67 26V25H66ZM71 26V25H70ZM85 26V27H86ZM193 26H196V25H193ZM199 26V27H200ZM6 27H8V26H6ZM15 27V26H14ZM62 27V26H61ZM75 27V26H74ZM84 27V28H85ZM192 27V26H191ZM9 28V27H8ZM8 28H7V31H8ZM11 28V27H10ZM9 28V29H10ZM52 28V30L54 29V31H53V33L51 32L52 30H50ZM59 28V27H58ZM69 28V27H68ZM101 28V29H100ZM65 29V28H64ZM63 29V30H64ZM76 29V28H75ZM194 29V28H193ZM196 29V28H195ZM195 29H194V31H195ZM226 29V30H225ZM11 30V29H10ZM9 30V31H10ZM61 30V29H60ZM62 30V31H63ZM69 30H71V29H69ZM69 30H65V31H69ZM110 30V31H109ZM112 30V31H111ZM186 30H187V28H186ZM204 30V31H203ZM14 31V30H13ZM76 31H78V30H76ZM188 31H189V29H188ZM21 32V33H22ZM56 32V34H54ZM60 32V31H59ZM192 32V31H191ZM8 33H10V32H8ZM7 33V34H8ZM12 33V32H11ZM75 33V32H74ZM76 33H78V32H76ZM80 33H81V31H80ZM157 33V34H156ZM1 34V33H0ZM3 34V33H2ZM6 34V35H7ZM61 34V33H60ZM63 34H64V32H63ZM68 34V33H67ZM87 34V33H86ZM155 34H156V36H155ZM188 34V33H187ZM66 35V34H65ZM77 35V34H76ZM81 35V34H80ZM88 35V34H87ZM184 35V34H183ZM11 36V35H10ZM10 36H8L7 38H9ZM62 36H64V35H62ZM89 36V35H88ZM185 36V35H184ZM200 36V35H199ZM2 37H4L3 35H2ZM74 37V36H73ZM73 37L71 38V40H73ZM75 37H77V36H75ZM80 37V36H79ZM183 37V36H182ZM11 38H14V36L12 37L11 36ZM10 38V39H11ZM82 38V37H81ZM80 38V39H81ZM90 38V37H89ZM199 38V37H198ZM3 39V38H2ZM75 39V38H74ZM178 39V40H177ZM181 39V38H180ZM202 39H200V40H202ZM8 40V39H7ZM69 40V41H68ZM76 40V39H75ZM183 40V39H182ZM4 41V40H3ZM8 41H10V40H8ZM7 41V42H8ZM13 41V40H12ZM16 41V43H17V45L19 46V47H21L22 45H20V44H18V42ZM74 41V40H73ZM78 41V40H77ZM169 41V42H168ZM14 42H15V39H14ZM178 42V43H177ZM183 42V41H182ZM202 42V41H201ZM221 42H223V44H221ZM230 42V41H229ZM1 43H2V40H1ZM4 43V42H3ZM15 43V44H16ZM40 43H42V44H44V45H42V46H45V47H40L38 44H40ZM69 43V44H68ZM225 43V44H224ZM231 43V42H230ZM24 44V43H23ZM90 44V43H89ZM145 45V44H147V45H145V47L143 46V45ZM164 44H165V46H164ZM208 43H206V44H204V47H205V45H207ZM209 44V45H210ZM9 45H12L13 46V44H12V42H11V44H9ZM8 45V46H9ZM77 45V44H76ZM82 45V44H81ZM80 45V46H81ZM138 45H142L143 46V48H142V46H141V48L138 46ZM151 45H152V47H151ZM227 45V44H226ZM3 46V49H4V45H2ZM7 46V45H6ZM16 46V45H15ZM22 46V48H19V49H21V50H23V47ZM136 46V47H135ZM168 46V45H167ZM172 46H174L173 44H172ZM227 46H229L230 47V45L228 44ZM233 46H234V44H233ZM1 47V46H0ZM14 47V46H13ZM212 47V46H211ZM11 48V47H10ZM9 48V49H10ZM16 48V47H15ZM67 48H69V49H67ZM78 48H80V47H78ZM152 48H154V50L151 52V50H152ZM226 48H228V47H226ZM225 48V49H226ZM231 49H232V47H230ZM237 48V47H236ZM2 49V48H1ZM7 49V48H6ZM5 49V50H6ZM18 49V48H17ZM74 49V45H73V43H72V50ZM76 49V48H75ZM82 49V48H81ZM84 49H85V47H84ZM83 49V50H84ZM218 49V50H219ZM235 49V48H234ZM82 50V51H83ZM90 50V49H89ZM171 50V49H170ZM215 50H214V52H215ZM217 50V51H218ZM224 50V49H223ZM228 50H229V48H228ZM233 50V49H232ZM239 50H242V49H239ZM1 51V50H0ZM9 50H7V52H8ZM16 51V50H15ZM20 51V50H19ZM145 51H146V49H145ZM154 51H155V53H154ZM157 51V52H156ZM217 51L214 53L213 51H212V53H214L215 55H218V53L220 52V51H218V53H217ZM226 51V50H225ZM231 51V50H230ZM229 51V52H230ZM243 51V50H242ZM12 53H14L13 52V48H12V51H11ZM21 52V51H20ZM70 52H71V50H70ZM78 52V51H77ZM81 52V51H80ZM173 52V51H172ZM228 52V53H229ZM9 53V52H8ZM16 53H17V51H16ZM23 53V52H22ZM68 53V52H67ZM79 53V52H78ZM83 53H84V51H83ZM86 53V52H85ZM91 53H92V50H91ZM94 53V52H93ZM154 53V54H153ZM211 53V54H212ZM232 53H234V50L232 51ZM3 54H4V52H3ZM3 54H0V99L2 100V102L0 101V136H6V135H12L10 132H11V127H12V123H13V121L15 122V120L18 122L19 120L18 119H20V120H23V119H21V118H23L22 116H25L26 114V112H23L22 113V111H20V107H15V106H13L14 104H13V102H12V100L14 99V96L12 95V93L15 91H13L12 90V88H13V83H15L16 81H17V77H18V74L16 73V71L13 69V64H11L10 63V61H9V58L7 59H2L3 57H2V55ZM6 54V53H5ZM15 54V53H14ZM19 54H21V53H19ZM59 54V55H58ZM74 54H76V53H74ZM145 54H146V52H145ZM151 54V55H150ZM210 54V55H211ZM226 54H227V52H226ZM69 55V54H68ZM73 55V54H72ZM92 55V54H91ZM213 55V54H212ZM214 55V56H215ZM221 55H223V54H221ZM220 55V56H221ZM6 56V55H5ZM94 56V55H93ZM140 56V57H141ZM147 56V55H146ZM170 56V55H169ZM177 56V55H176ZM238 56V55H237ZM10 57V60H11V56H9ZM19 57V56H18ZM63 57V56H62ZM72 57H74V56H72ZM85 57L87 58V56L85 55ZM84 57V58H85ZM173 57V56H172ZM179 57V56H178ZM180 57H182V56H180ZM211 57V56H210ZM239 57H240V55H239ZM54 58V59H53ZM65 58V57H64ZM67 58H69V57H67ZM71 58V57H70ZM80 58H82V56H80ZM79 58V60H81ZM84 58H82V59H84ZM89 58V57H88ZM182 58H184V57H182ZM215 58H217V57H215ZM15 59V58H14ZM61 59V58H60ZM74 59V58H73ZM90 59H91V57H90ZM93 59V58H92ZM170 59V58H169ZM176 59V60H177ZM218 59V58H217ZM224 59V58H223ZM18 60V59H17ZM54 60V61H55ZM58 60H59V58H58ZM67 60V59H66ZM75 60H77V57H76V59ZM172 60V59H171ZM12 61V60H11ZM24 61V60H23ZM22 61V62H23ZM27 61V60H26ZM33 61V62H32ZM56 61H55V63H56ZM96 61V60H95ZM95 61H94V63H95ZM142 61H144L143 59H142ZM166 61V62H165ZM186 61V60H185ZM222 61V60H221ZM17 62V61H16ZM29 62V61H28ZM29 62V63H30ZM92 62V61H91ZM99 62V63H100ZM165 62V63H164ZM21 63V62H20ZM44 63V64H43ZM97 63V62H96ZM163 63H164V65H166V63H167V66H168V69H167V67H165V69H164V67L163 66H161V65H163ZM179 63H180V65H179ZM186 63H187V61H186ZM185 63V64H186ZM236 63V62H235ZM62 64H64V63H62ZM61 64V65H62ZM81 64V65H80ZM139 64V63H138ZM158 64H160V65H158ZM188 64V63H187ZM25 65V64H24ZM29 65V64H28ZM56 65V64H55ZM54 65V66H55ZM57 65H58V67H60V65H59V61L57 62ZM67 65V64H66ZM92 65H94V64H92ZM170 65V66H169ZM241 65H243V64H241ZM64 66V65H63ZM70 66V65H69ZM100 66H101V64H100ZM104 66V67H105ZM106 66V67H107ZM142 66V65H141ZM159 66H161L162 68H163V73L162 74H160V72H162L161 70H162V68H160ZM183 66H185V65H183ZM197 66V65H196ZM237 66V65H236ZM18 67V66H17ZM93 67V66H92ZM103 67V66H102ZM158 67V68H157ZM170 67V68H169ZM191 67V66H190ZM239 68H241L240 66H238ZM14 68L16 69V66L14 65ZM63 68V67H62ZM65 68V67H64ZM143 68V67H142ZM146 68V67H145ZM147 68H150V67H147ZM159 68L161 69V70H159ZM185 68H186V66H185ZM243 68H247V67H245V65L243 66ZM19 70H20V68H18ZM25 69V68H24ZM49 69H51V71H49L48 72V70ZM60 69V68H59ZM66 69V68H65ZM99 69V68H98ZM108 69V68H107ZM179 69H181V70H179ZM183 69V70H182ZM188 69V68H187ZM191 69H193V67L191 68ZM200 69H201V67H200ZM17 70V69H16ZM22 70V69H21ZM69 70V69H68ZM146 70V69H145ZM144 70V71H145ZM150 70V69H149ZM202 70V69H201ZM238 70V69H237ZM34 71V73H32ZM54 71V70H53ZM99 71V70H98ZM101 71V70H100ZM104 71V70H103ZM109 71V70H108ZM108 71H106V72H108ZM114 71V70H113ZM143 71V70H142ZM152 71V70H151ZM178 71V72H177ZM186 71V70H185ZM188 71V70H187ZM242 71V70H241ZM21 72V71H20ZM48 72V73H47ZM56 72V71H55ZM60 72V71H59ZM58 72V75L60 74ZM105 72V71H104ZM103 72V73H104ZM105 72V73H106ZM117 72V71H116ZM119 72V71H118ZM139 72V73H138ZM154 72V71H153ZM192 72V71H191ZM199 72V71H198ZM198 72H196V73H198ZM233 72V71H232ZM235 72V71H234ZM233 72V73H234ZM244 72H246V71H244L243 70V74H244ZM19 73V72H18ZM185 73V72H184ZM183 73V74H184ZM21 74V73H20ZM150 74V73H149ZM186 74V73H185ZM192 74V73H191ZM195 74V72L193 71V75ZM235 74V73H234ZM233 74V75H234ZM246 74V73H245ZM24 75V74H23ZM22 75V76H23ZM27 75V74H26ZM46 75V76H45ZM48 75V76H47ZM53 75H54V73H53ZM56 75H57V73H56ZM55 75V76H56ZM67 75V76H66ZM101 75V74H100ZM108 75H110V73L108 74ZM107 75V76H108ZM181 75V74H180ZM227 75H228V73H227ZM231 75V74H230ZM249 75V74H248ZM21 76V75H20ZM30 76V77H31ZM34 76V77H33ZM54 76V77H55ZM107 76H105V77H107ZM119 76V75H118ZM123 76V77H122ZM140 76V75H139ZM147 76V75H146ZM163 76H164V78H165V76L166 75H164L163 74ZM169 76H170V78H169ZM188 76V75H187ZM192 76V75H191ZM236 76V77H235ZM234 77H232L231 78V81H232V79L234 78L235 80H233V83L234 82H239V80H240V78H239V76L237 75V73H236V75H235ZM247 76V75H246ZM24 77V76H23ZM51 77V78H50ZM104 77V78H105ZM114 77V76H113ZM144 77H145V73H144ZM144 77H143V79H144ZM151 77V76H150ZM153 77V76H152ZM156 77V76H155ZM155 77H153V80L151 79V81L152 82H150V84H149V80H150V78H149V80L146 82V84H148V86L149 85H151V84H156V81H158V79L157 78H159V77H157L155 80H154V78ZM166 77V78H167ZM184 77V76H183ZM189 77V76H188ZM187 77V78H188ZM195 77H196V75L195 76H193L192 78L193 79H195ZM57 78V77H56ZM134 78V79H133ZM140 78V77H139ZM164 78H161V80H162V82L163 81H165L164 80ZM182 78V77H181ZM239 80H238V79ZM242 78V77H241ZM19 79H20V77H19ZM19 79H18V81L17 82H19ZM121 79V80H120ZM160 79V78H159ZM170 79V80H171ZM174 79V78H173ZM213 79V78H212ZM245 79V78H244ZM16 80V81H15ZM25 80H26V78H25ZM24 80V81H25ZM38 80V81H37ZM57 80V79H56ZM136 80H138V79H136ZM145 80V79H144ZM187 80V79H186ZM200 80V79H199ZM227 80H228V78H227ZM15 81V82H14ZM23 81V82H24ZM98 81V80H97ZM155 83H154V82ZM172 81V80H171ZM177 81V80H176ZM198 81V80H197ZM241 81V80H240ZM245 81V80H244ZM243 81V82H244ZM26 82V81H25ZM28 82V81H27ZM34 82V83H35ZM138 82V81H137ZM159 82V81H158ZM158 82H157V84H158ZM180 82V81H179ZM192 83H193V80L191 81ZM211 82H212V85L211 86H214L213 84H215L214 82L215 81H213V80H211ZM229 82V81H228ZM29 83V82H28ZM136 83V82H135ZM182 83H184V82H182ZM208 83V82H207ZM21 83H19L18 85H20ZM23 84V83H22ZM145 84V82L143 83V85ZM156 84V85H157ZM163 84V83H162ZM169 84H171V83H169ZM240 84V83H239ZM15 85V84H14ZM24 85V84H23ZM25 85H26V83H25ZM29 85V84H28ZM40 85H42V83L40 84ZM45 85V86H46ZM101 85V84H100ZM130 85V86H129ZM166 85V84H165ZM172 85V84H171ZM175 86H176V84H174ZM209 85V84H208ZM22 86V85H21ZM43 86V85H42ZM42 86H40V87H42ZM105 86V85H104ZM139 86H140V84H139ZM147 86V85H146ZM152 86V85H151ZM167 86V85H166ZM187 86V85H186ZM210 86V85H209ZM233 86V85H232ZM24 87V86H23ZM23 87H22V89H23ZM154 87V86H153ZM158 88H159V86H157ZM160 87H161V85H160ZM170 87V86H169ZM183 87V86H182ZM20 88V87H19ZM46 88V89H47ZM103 88V87H102ZM141 88V87H140ZM142 88H143V86H142ZM162 88V87H161ZM190 88V87H189ZM188 88V89H189ZM30 89V88H29ZM45 88L43 89V90H46ZM137 89V88H136ZM135 88L133 89V90H136ZM146 89V88H145ZM152 89V88H151ZM171 89V88H170ZM186 89V88H185ZM232 89V88H231ZM230 89V90H231ZM18 90V89H17ZM40 90H41V88H40ZM97 90H99V91H97ZM139 90V89H138ZM155 90H158V89H155ZM172 90H173V88H172ZM199 90V89H198ZM229 90V89H228ZM25 91V90H24ZM27 91V90H26ZM29 91V90H28ZM140 91V90H139ZM199 91H201V90H199ZM214 91V90H213ZM46 92V95H50V94H47L48 92L47 91H45ZM134 92H136V91H134ZM133 92V93H134ZM144 92H145V90H144ZM154 92V91H153ZM170 92H171V90H170ZM181 92V91H180ZM184 92V91H183ZM230 92V91H229ZM68 93V94H67ZM74 93V92H73ZM143 93V92H142ZM150 93V92H149ZM174 93V92H173ZM197 93V92H196ZM181 94H184V93H181ZM181 94L179 95V96H181ZM206 94V93H205ZM257 94V93H256ZM263 94V93H262ZM45 95V94H44ZM64 95H66V97H65V100H62V97L64 96ZM134 95V94H133ZM136 95H138V92H136ZM164 95H165V93H164ZM188 95V94H187ZM198 95V94H197ZM13 96V97H12ZM41 96V95H40ZM43 96V95H42ZM86 96V97H85ZM158 96H160V95H158ZM157 96V97H158ZM162 96V95H161ZM170 96H171V94H170ZM172 96H174V95H172ZM176 96V95H175ZM174 96V97H175ZM183 96V95H182ZM189 96V95H188ZM200 96V95H199ZM228 96V95H227ZM226 96V97H227ZM10 97H12L11 99H10ZM78 97V96H77ZM129 97H130V99H129ZM153 97V96H152ZM163 97V96H162ZM173 97V98H174ZM192 97V96H191ZM201 97V96H200ZM229 97V96H228ZM255 97H257V95L255 96ZM262 97V96H261ZM264 97V96H263ZM48 98H49V96H48ZM73 98V97H72ZM143 98V99H142ZM196 98V97H195ZM251 98V97H250ZM46 99V98H45ZM50 99V98H49ZM64 99V98H63ZM75 99H78V98H75ZM147 99V98H146ZM149 99V98H148ZM160 99V98H159ZM176 99V98H175ZM183 99H184V97H183ZM185 99H186V97H185ZM41 100V99H40ZM74 100V99H73ZM79 100H81V99H79ZM158 100V99H157ZM169 100V99H168ZM172 100V99H171ZM170 100V101H171ZM177 100V99H176ZM175 100V101H176ZM179 100V99H178ZM10 101V102H9ZM14 101V100H13ZM37 101V100H36ZM76 101V100H75ZM152 101V100H151ZM173 101V100H172ZM182 101V100H181ZM206 101H208V100H206ZM236 101V100H235ZM245 101V100H244ZM8 102H9V104H8ZM12 102V104H10ZM15 102V101H14ZM16 102H18V101H16ZM56 102V103H57ZM58 102V103H59ZM83 102V101H82ZM86 102V101H85ZM85 102H83V103H85ZM146 102V103H145ZM153 102V101H152ZM161 102V101H160ZM184 102V101H183ZM247 102H249V101H247ZM253 102H254V104H253ZM259 104H258V103ZM36 103V102H35ZM56 103H55V105H56ZM82 103V104H83ZM88 103V102H87ZM179 103H180V101H179ZM213 103V104H212ZM230 103V102H229ZM233 103V102H232ZM255 103H257L258 105L256 106V104ZM38 104V103H37ZM60 104H61V102H60ZM63 104V103H62ZM61 104V105H62ZM73 104V103H72ZM157 104H155V106H157ZM161 104V103H160ZM175 104V103H174ZM177 104V103H176ZM181 104V103H180ZM206 104L208 105V102H206ZM236 104V103H235ZM244 104V103H243ZM12 105V106H11ZM15 105H16V103H15ZM19 105V104H18ZM24 105H25V103H24ZM24 105H22V106H24ZM31 105V104H30ZM41 105H43V104H41ZM53 105V104H52ZM58 106H60L59 104H57ZM84 105H86V103L84 104ZM90 105V104H89ZM92 105V106H93ZM162 105V104H161ZM237 106L239 105V104H236ZM241 105V104H240ZM246 105V104H245ZM17 106V105H16ZM181 106V105H180ZM179 106V107H180ZM229 106V105H228ZM230 106H231V104H230ZM39 107V106H38ZM57 107V106H56ZM63 107V106H62ZM85 106H83V108H84ZM208 107V106H207ZM212 107V106H211ZM246 107V106H245ZM19 108V109H18ZM22 108V107H21ZM24 108H25V106H24ZM52 108H55V106H53ZM209 108V107H208ZM228 108V109H227ZM240 108V109H239ZM28 109V108H27ZM30 109H31V107H30ZM42 109V108H41ZM44 109L46 110V108L44 107ZM58 109V108H57ZM56 109V110H57ZM94 109V110H95ZM170 109V110H169ZM174 109H176L175 111H174ZM60 110V109H59ZM62 110V109H61ZM60 110V111H61ZM83 110V109H82ZM242 110V111H241ZM23 111H24V109H23ZM28 111V110H27ZM42 111H43V109H42ZM50 111V110H49ZM89 111H93V110H90L89 109ZM22 114H21V113ZM33 112V111H32ZM38 112V111H37ZM37 112H35V113H37ZM41 112V111H40ZM44 112V111H43ZM47 112V111H46ZM54 112V111H53ZM74 112V111H73ZM97 112H96V114L95 115H97ZM34 113V112H33ZM39 113V112H38ZM42 113V112H41ZM52 113V112H51ZM50 113V114H51ZM68 113H70L71 114V111L69 110V112ZM75 113V112H74ZM78 113V112H77ZM49 114V113H48ZM49 114V115H50ZM56 114V113H55ZM62 114V113H61ZM65 114V113H64ZM76 114V113H75ZM94 114V113H93ZM38 115V114H37ZM42 115V114H41ZM45 115V114H44ZM59 115V114H58ZM63 115V114H62ZM82 115V116H81ZM30 116V115H29ZM33 116L34 115H32V118H33ZM43 116V115H42ZM46 116H48V115H46ZM51 116V115H50ZM54 116V115H53ZM35 117H37V116H35ZM35 117L32 119V121H30L31 119H29V117L26 119L27 121L25 122H22V126H24L25 125V128H27V129H25L26 131H28V129H31L32 131L34 130V127H33V124H34V120H35ZM38 117H40V116H38ZM46 118V117H45ZM49 118V117H48ZM92 118V117H91ZM37 120H38V118H36ZM51 119V118H50ZM55 119V118H54ZM53 119V120H54ZM25 120V119H24ZM36 120V121H37ZM40 120H41V117H40ZM39 120V121H40ZM46 120V119H45ZM53 120H52V123H53ZM57 120V119H56ZM42 121V120H41ZM59 121H60V119H59ZM20 122V123H21ZM45 122V121H44ZM49 122H51V121H49ZM54 122H56L55 120H54ZM19 123V122H18ZM37 123V122H36ZM14 124V123H13ZM15 124H16V122H15ZM42 124V123H41ZM40 123H39V127H40V125H41ZM43 124H45V123H43ZM46 124H47V122H46ZM64 124V125H63ZM86 124H85V126H86ZM49 125V124H48ZM79 125V126H78ZM87 125V126H88ZM98 125H101V126H98ZM34 126H35V124H34ZM42 126V125H41ZM45 126V125H44ZM47 126V125H46ZM50 126H51V123H50ZM14 127V126H13ZM33 127V128H32ZM43 127V126H42ZM57 127V128H56ZM15 128V127H14ZM14 128H13V130H14ZM37 129H38V127H36ZM82 128V129H83ZM17 129V128H16ZM15 129V130H16ZM44 129V128H43ZM54 129V130H53ZM85 129V128H84ZM30 130V131H31ZM38 130H40V129H38ZM56 130V131H55ZM86 130V129H85ZM19 131H21L20 129H19ZM25 131V135L27 136V134H28V132H26ZM31 131V132H32ZM53 131V133H52V135H48V134H50L51 132ZM80 131V130H79ZM78 131V132H79ZM99 131V130H98ZM13 132V131H12ZM18 132V131H17ZM17 132H15V133H17ZM84 132V131H83ZM36 133H39V134H41L42 133V129H41V131H38V132H36ZM46 133V134H45ZM74 133V132H73ZM30 134V133H29ZM33 135H38V134H35V131L32 133ZM43 134H41V136L43 137L44 135ZM71 134V133H70ZM79 134V133H78ZM81 134V133H80ZM84 134H85V132H84ZM83 134V135H84ZM90 134H92V135H90ZM22 135V134H21ZM62 135V136H61ZM65 135V136H64ZM86 136H87V134H85ZM88 135L91 137L92 136V138H93V136L95 137V135H94V133L92 132V131H90V133L88 132ZM168 135V136H169ZM174 135V134H173ZM14 136V135H13ZM30 136V135H29ZM32 136V135H31ZM31 136L29 137V138H31ZM39 136V135H38ZM38 136L36 137V136H34V137H36V138H38ZM70 135H68V137H69ZM178 136V135H177ZM195 136V137H196ZM11 137V136H10ZM15 137V136H14ZM33 137V136H32ZM33 137V138H34ZM79 137V136H78ZM83 137V136H82ZM85 137V136H84ZM83 137V138H84ZM88 137V136H87ZM87 138V139H91L92 141H93V139L92 138ZM98 137V136H97ZM174 137V136H173ZM192 137V136H191ZM191 137H190V139H191ZM194 137V138H195ZM22 138V137H21ZM33 138H31V139H33ZM67 138V137H66ZM80 138V137H79ZM193 138V137H192ZM193 138V139H194ZM1 139V138H0ZM12 139V138H11ZM28 139V138H27ZM30 139V140H31ZM68 139V138H67ZM96 139V138H95ZM166 139V138H165ZM172 139V138H171ZM177 139V138H176ZM178 139V140H179ZM3 140H4V138H3ZM43 140V139H42ZM61 140H59V141H61ZM68 140H70V139H68ZM80 140V139H79ZM98 140V139H97ZM96 140V141H97ZM169 140V139H168ZM189 140V139H188ZM194 140H197V138L196 139H194ZM193 140V141H194ZM16 141H17V139H16ZM35 141V140H34ZM50 141H53V139H51ZM53 141V142H54ZM63 141V140H62ZM62 141H61V143H62ZM64 141H66V139L64 140ZM78 141V140H77ZM87 141V140H86ZM85 141V142H86ZM103 141H104V144H103ZM107 141V142H106ZM158 141V142H159ZM180 141V140H179ZM198 141V140H197ZM233 141V142H232ZM7 142V141H6ZM6 142H4V143H6ZM23 142V141H22ZM27 142H28V140H27ZM94 142V141H93ZM130 142V143H129ZM181 142H179V143H181ZM205 142V141H204ZM232 142V143H231ZM9 143V142H8ZM11 143H12V141H11ZM39 143V142H38ZM48 143H50L51 144V142H48ZM57 143V142H56ZM60 143V144H61ZM64 143H66V142H64ZM70 143H71V141H70ZM107 143V144H106ZM124 143L126 144V145H124ZM150 143V144H149ZM162 143V142H161ZM165 142H164V140H163V143L162 144H164ZM174 143H176V142H174ZM179 143L177 142L175 145H179ZM181 143V146L184 144H182ZM186 143H185V146H186ZM192 143V142H191ZM190 143V144H191ZM194 143H196L195 141H194ZM206 143V142H205ZM17 144V143H16ZM24 144V143H23ZM46 144V143H45ZM67 144H69V143H66V145ZM73 144V143H72ZM79 144V143H78ZM102 144L104 145V146H102ZM156 144V143H155ZM161 144V145H162ZM188 145H189V143H187ZM236 144V143H235ZM235 144H234V146H235ZM12 145V144H11ZM29 145H30V143H29ZM53 145H54V143H53ZM93 145H95V147H94V149H97L98 147V145L96 146V144L95 143H93ZM93 145L91 144L90 146H91V148L90 149H92L93 148ZM108 145V146H107ZM145 145V146H144ZM172 145V144H171ZM174 145V146H175ZM188 145H187V147L186 148H188ZM200 145V144H199ZM237 145V144H236ZM4 146V145H3ZM16 146V145H15ZM23 146V145H22ZM21 146V147H22ZM44 146V145H43ZM48 146V145H47ZM52 146V145H51ZM61 146H63V144L61 145ZM76 146V145H75ZM80 146V145H79ZM128 146V145H127ZM12 147V146H11ZM25 147V146H24ZM30 147H32V146H30ZM50 147V146H49ZM97 147V148H96ZM105 147V148H104ZM132 147V146H131ZM151 147V146H150ZM170 147V146H169ZM183 147H184V145H183ZM198 147V146H197ZM200 147V146H199ZM47 148V147H46ZM58 148H60V147H58ZM70 148V147H69ZM77 148V147H76ZM100 148V147H99ZM175 148V147H174ZM178 148V147H177ZM176 148V149H177ZM186 148H185V150H186ZM191 148V147H190ZM204 148V147H203ZM238 148V147H237ZM237 148H235L236 150H237ZM264 148V147H263ZM21 149V148H20ZM26 149V148H25ZM29 149V148H28ZM31 149V148H30ZM61 149V148H60ZM83 149H87V148H83ZM89 149V148H88ZM89 149V150H90ZM94 149H92L93 150V152L95 151ZM109 149V150H108ZM118 149V148H117ZM124 149V148H123ZM131 149H134V148H131ZM146 149H148V147L146 148ZM154 149V148H153ZM163 149V148H162ZM182 149V148H181ZM193 148H191V150H192ZM195 149V148H194ZM198 149V148H197ZM242 149V148H241ZM14 150H15V147H14ZM40 150V149H39ZM49 150V149H48ZM51 150V149H50ZM56 150V149H55ZM68 150V149H67ZM88 150V151H89ZM99 149H97L96 151L97 152H100V151H98ZM141 150V149H140ZM149 150V149H148ZM166 150H167V148H166ZM179 150V149H178ZM190 150V151H191ZM244 150V149H243ZM260 150V149H259ZM258 150V151H259ZM30 151V150H29ZM81 151V150H80ZM115 151H117V150H115ZM121 151V150H120ZM131 151V150H130ZM138 151V150H137ZM174 151V150H173ZM182 151V150H181ZM189 150H188V152H190ZM208 151V150H207ZM210 151V150H209ZM250 151V152H249ZM40 152V151H39ZM39 152H38V154H39ZM48 152V151H47ZM71 152H72V150H71ZM75 152V151H74ZM91 152V151H90ZM97 152L95 153L96 154V156H94V157H96L97 158V155L98 154H100V156H103V157H101V158H104L105 157V154L101 151L100 153H98L97 154ZM124 152H125V150H124ZM142 152V151H141ZM162 152V151H161ZM172 152V151H171ZM179 152V151H178ZM185 152V151H184ZM183 152V153H184ZM195 152V151H194ZM14 153V152H13ZM41 153V152H40ZM83 153V152H82ZM120 153H122V152H120ZM120 153H117V154H119L120 156H121V154ZM137 153V152H136ZM140 153V152H139ZM150 153V152H149ZM148 153V154H149ZM170 153V152H169ZM207 153V152H206ZM245 153V152H244ZM262 153H264V151L262 152ZM10 154V153H9ZM89 154V153H88ZM93 154V153H92ZM103 154V155H102ZM108 154V153H107ZM114 154V153H113ZM131 154V153H130ZM246 154V153H245ZM258 154H259V152H258ZM16 155V154H15ZM42 155V154H41ZM78 155V154H77ZM91 155V154H90ZM109 155V154H108ZM108 155H107V157H108ZM118 155V156H119ZM124 155V154H123ZM159 155V154H158ZM166 155H168V154H166ZM189 154H187L186 156H188ZM198 155V154H197ZM259 155H261V154H259ZM18 156V155H17ZM45 156V155H44ZM43 156V157H44ZM84 156V155H83ZM100 156H98V158L100 157ZM114 156V155H113ZM117 156V155H116ZM137 156V155H136ZM160 156V155H159ZM170 158H171V156L170 155H168ZM186 156H184V158L186 157ZM48 157V156H47ZM75 157H77V156H75ZM79 157V156H78ZM82 157V156H81ZM86 157V156H85ZM110 157V156H109ZM133 157V156H132ZM154 157V156H153ZM152 157V158H153ZM162 157V156H161ZM190 155L188 156V157H186L187 159H185V160H187V161H189V160H191L190 159ZM209 157V156H208ZM24 158V157H23ZM113 158V157H112ZM118 158V157H117ZM136 158V157H135ZM166 158V157H165ZM169 158V159H170ZM183 158V157H182ZM183 158V159H184ZM193 158V157H192ZM198 158V157H197ZM207 158V157H206ZM248 158H249V156H248ZM253 158V157H252ZM9 159V158H8ZM41 159V158H40ZM43 159V158H42ZM56 159V158H55ZM83 159H84V157H83ZM106 159V158H105ZM111 159V158H110ZM110 159H108V160H110ZM115 159V158H114ZM124 159V158H123ZM150 159V158H149ZM247 159V158H246ZM12 160H14V159H12ZM22 160V159H21ZM51 160V159H50ZM94 160H96V159H94ZM129 160H130V158H129ZM128 160V161H129ZM158 160V159H157ZM165 160V159H164ZM168 160V159H167ZM171 160V159H170ZM185 160H183V162H185ZM194 160V159H193ZM200 160V159H199ZM245 160V159H244ZM23 161V160H22ZM59 161V160H58ZM90 161V160H89ZM104 161H107V160H103V162ZM159 161V160H158ZM157 161V162H158ZM166 161V160H165ZM164 161V162H165ZM187 161H186V164L188 165V166H190L189 164H190V161H189V163H187ZM202 161V160H201ZM209 161V160H208ZM225 161H226V159H225ZM246 161V160H245ZM9 162V161H8ZM12 162V161H11ZM15 162V161H14ZM18 162V161H17ZM21 162V161H20ZM26 162V161H25ZM72 162V161H71ZM88 162V161H87ZM97 162H98V159H97ZM97 162H94V163H97ZM113 162V161H112ZM137 162V161H136ZM160 162V161H159ZM168 163H167V165H168V167H171V165L169 164V162L170 161H167ZM193 162V161H192ZM260 162V161H259ZM19 163V162H18ZM53 163V162H52ZM61 163V162H60ZM70 163V162H69ZM85 163V162H84ZM132 163H134V162H132ZM194 163V162H193ZM192 163V164H193ZM208 163V162H207ZM227 163V162H226ZM14 164V163H13ZM24 163H22V165H23ZM43 164V163H42ZM103 164V163H102ZM104 164H108L107 162H105ZM125 164V163H124ZM123 164V165H124ZM131 164V163H130ZM139 164V163H138ZM160 164H161V162H160ZM159 164V165H160ZM181 164V163H180ZM202 164V163H201ZM229 164V163H228ZM40 165V164H39ZM67 165V164H66ZM80 165V164H79ZM170 165V166H169ZM173 165V164H172ZM196 165V164H195ZM208 165V164H207ZM211 165V164H210ZM25 166V165H24ZM72 166V165H71ZM109 166V165H108ZM116 166V165H115ZM114 166V167H115ZM139 166V165H138ZM180 167H181V165H179ZM188 166H186L185 165V168L186 169H189V168H187ZM202 166H203V164H202ZM15 167H17V166H15ZM39 167V166H38ZM41 167V166H40ZM69 167V166H68ZM72 167H74V166H72ZM94 167V166H93ZM96 167V166H95ZM102 167V166H101ZM113 167V168H114ZM123 167V166H122ZM125 167H126V165H125ZM158 167V166H157ZM167 166H166V168H168ZM193 167V166H192ZM198 167V166H197ZM48 168V167H47ZM174 168V167H173ZM177 168V169H176ZM176 168H174L175 169V171L177 172V170H179V171H181V173L183 172L184 173V171H182L180 168H178V167H176ZM182 168V167H181ZM22 169V168H21ZM70 169V168H69ZM68 169V170H69ZM75 169V168H74ZM94 169V168H93ZM99 169V168H98ZM105 169V168H104ZM103 169V170H104ZM122 169V168H121ZM127 169L128 168H126V171H127ZM157 169V168H156ZM174 169H173V172H175L174 171ZM184 169V168H183ZM186 169H184V170H186ZM17 170H18V168H17ZM20 170V169H19ZM36 170H37V168H36ZM108 169H106V171H107ZM113 170V169H112ZM111 170V171H112ZM115 170V169H114ZM122 170H125L124 168L122 169ZM166 170V169H165ZM164 170V171H165ZM196 170V169H195ZM234 170V169H233ZM77 171V170H76ZM80 171V170H79ZM106 171H104L103 173H105ZM130 171V170H129ZM161 171V170H160ZM160 171H158V172H160ZM189 171V170H188ZM192 171H194L193 169H192ZM46 172V171H45ZM81 172V171H80ZM79 172V173H80ZM93 172V171H92ZM99 172H101V171H99ZM171 172V171H170ZM75 173V172H74ZM88 173V172H87ZM90 173V172H89ZM119 173V172H118ZM120 173H122V172H120ZM125 173V172H124ZM172 173V172H171ZM178 173V172H177ZM187 173V172H186ZM192 173V175H193V172H191ZM191 173H189L190 174V176H192L191 175ZM195 173V172H194ZM34 174V173H33ZM41 174V173H40ZM76 174V173H75ZM94 174V173H93ZM106 174V173H105ZM112 174V173H111ZM130 174H131V171H130ZM167 174V173H166ZM172 174H176V173H172ZM196 174V173H195ZM0 175H1V173H0ZM81 175V174H80ZM127 175H128V171H127ZM134 175H135V173H134ZM165 174H163V176H164ZM184 175V174H183ZM187 175H188V173H187ZM36 176V175H35ZM74 176H76V175H74ZM78 176V175H77ZM161 176H162V174H161ZM160 176V177H161ZM180 176H182V175H180ZM184 176H186V175H184ZM30 177V176H29ZM37 177V176H36ZM66 177V176H65ZM81 177V176H80ZM129 177V176H128ZM131 177V176H130ZM129 177V178H130ZM166 177H168V175H166ZM177 177H178V175H177ZM84 178V177H83ZM121 178V177H120ZM171 179H172V177H170ZM186 178V177H185ZM192 178V177H191ZM200 178V177H199ZM1 179V178H0ZM41 179V178H40ZM71 179V178H70ZM87 179V178H86ZM135 179V178H134ZM169 178H167V179H165V181H166V184L168 183V180ZM171 179H169L170 181H172L173 182V180H171ZM182 179V178H181ZM83 180V179H82ZM127 180H128V178H127ZM136 180H138V179H136ZM162 180V179H161ZM160 180V181H161ZM189 180V179H188ZM4 181V180H3ZM53 181V180H52ZM51 181V182H52ZM134 181V180H133ZM163 181V180H162ZM169 181V184L171 183ZM186 181H187V179H186ZM194 181V180H193ZM24 182H25V180H24ZM32 182H34V181H32ZM45 182V181H44ZM81 182V181H80ZM130 182V181H129ZM136 182V181H135ZM157 182H158V180H157ZM188 182H190V181H188ZM197 182V181H196ZM21 183V182H20ZM47 183V182H46ZM163 183V182H162ZM177 183H180V182H177ZM185 183V182H184ZM192 183V182H191ZM4 184V183H3ZM24 184V183H23ZM29 184V183H28ZM31 184V183H30ZM43 184V183H42ZM57 184H59V183H57ZM83 184V183H82ZM90 184V183H89ZM122 184V183H121ZM134 184V183H133ZM132 184V185H133ZM174 184H176L175 182H174ZM181 184V183H180ZM81 185V184H80ZM173 185V184H172ZM185 185H186V183H185ZM188 185H189V183H188ZM187 185V186H188ZM61 186V185H60ZM63 186H65V185H63ZM71 186V185H70ZM131 186V185H130ZM135 186H136V184H135ZM177 186V185H176ZM36 187V186H35ZM45 187V186H44ZM76 187V186H75ZM175 187V186H174ZM181 187H183V186H181ZM190 187V186H189ZM22 188V187H21ZM33 188H34V186H33ZM54 188V187H53ZM110 188V187H109ZM132 188V187H131ZM134 188V187H133ZM136 188V187H135ZM144 188V187H143ZM168 188V187H167ZM179 188V187H178ZM27 189H28V187H27ZM47 189V188H46ZM175 189H176V187H175ZM182 189H184V187L182 188ZM187 189V188H186ZM64 190V189H63ZM73 190V189H72ZM122 190V189H121ZM180 190H181V188H180ZM191 190V189H190ZM190 190H189V192H190ZM28 191H31L30 190V188H29V190ZM35 191V190H34ZM38 191H40V190H38ZM57 191V190H56ZM61 191V190H60ZM74 191V190H73ZM76 191V190H75ZM108 191V190H107ZM192 191V190H191ZM217 191V190H216ZM45 192H46V190H45ZM68 192V191H67ZM178 192V191H177ZM176 192V193H177ZM181 192V191H180ZM3 193H4V191H3ZM2 192H1V194H3ZM24 193H25V191H24ZM33 193V192H32ZM164 193V192H163ZM241 193V192H240ZM22 194H23V192H22ZM129 194V195H128ZM183 194V193H182ZM217 194V193H216ZM41 195V194H40ZM39 195V196H40ZM107 195V194H106ZM121 195H122V193H121ZM127 195L128 196H130V193H127ZM178 195V194H177ZM35 196H37V193H36V195ZM35 196H32V197H35ZM47 196V195H46ZM128 196H126V197H128ZM132 196V195H131ZM150 196V195H149ZM180 196V195H179ZM26 197H28V196H26ZM32 197H30V198H32ZM55 197H57V196H55ZM68 197V196H67ZM109 197V196H108ZM122 197V196H121ZM151 197H153V196H151ZM54 198V197H53ZM52 198V199H53ZM64 198V197H63ZM141 198V197H140ZM185 198V197H184ZM221 198V197H220ZM33 199V198H32ZM51 199V198H50ZM61 199V198H60ZM69 198H67V200H68ZM122 199H124V198H122ZM129 199V198H128ZM130 199H132V202H133V204L135 205L136 203L138 204V201L136 200L137 198H135V201L133 200L134 199V197H132V198H130ZM38 200V199H37ZM40 200V199H39ZM47 200V199H46ZM70 200V199H69ZM149 200V199H148ZM153 200V199H152ZM168 200V199H167ZM26 201V200H25ZM33 201V200H32ZM74 201V200H73ZM126 201H127V199H126ZM128 201H130V200H128ZM27 202V201H26ZM36 202V201H35ZM63 202V201H62ZM80 202V201H79ZM154 202V201H153ZM67 203V202H66ZM70 203V202H69ZM68 203V204H69ZM125 203H127V202H125ZM142 203V202H141ZM239 203V204H238ZM37 204V203H36ZM48 204H49V202H48ZM61 204V203H60ZM129 204V203H128ZM130 204H131V202H130ZM132 204V205H133ZM136 204V205H137ZM151 204H152V202H151ZM34 205V204H33ZM45 205V204H44ZM59 205V204H58ZM63 205V204H62ZM143 205V204H142ZM37 206V205H36ZM57 206V205H56ZM79 206V205H78ZM104 206V205H103ZM140 207H141V205H139ZM240 206V205H239ZM238 206V207H239ZM59 207V206H58ZM77 207V206H76ZM126 207H127V204H126ZM134 207H136V206H134ZM41 208H42V206H41ZM45 208V207H44ZM48 208V207H47ZM69 208H71V206L69 207ZM78 208V207H77ZM62 209V208H61ZM68 209V208H67ZM76 209V208H75ZM141 209V208H140ZM145 209V208H144ZM72 210V209H71ZM134 209H132V207H131V210H130V212L131 211H133ZM129 211V210H128ZM135 212L137 211V210H134ZM139 211V210H138ZM143 211V210H142ZM145 211V210H144ZM67 212V211H66ZM69 212V211H68ZM71 212V211H70ZM135 212H132V214H134ZM83 213V212H82ZM140 213H142V212H140ZM65 214V213H64ZM234 215V217L232 218V216L231 215ZM62 215V214H61ZM70 215V214H69ZM72 215V214H71ZM78 215H79V213H78ZM84 215H85V213H84ZM94 215V214H93ZM98 215H100V214H98ZM136 216H137V218H139V219H143V217L144 218H146L145 216L146 215H144V213H143V215L141 214V218L140 217H138L140 214L138 213L137 214V212H136V214H135ZM134 215V216H135ZM74 216H75V214H74ZM87 216V215H86ZM229 216H231V217H229ZM77 217V216H76ZM96 217V216H95ZM75 218V217H74ZM79 218H81L80 216H79ZM83 218V217H82ZM92 218V217H91ZM237 218V217H236ZM70 219V218H69ZM84 219V218H83ZM79 220H81V219H79ZM89 220V219H88ZM150 220V219H149ZM237 220V219H236ZM75 221H78V220H75ZM138 221V220H137ZM145 221H147L146 223H145ZM152 221V220H151ZM71 222V221H70ZM93 222V221H92ZM95 222V221H94ZM97 222V221H96ZM131 222V221H130ZM144 224H148L149 223V232L150 231H152L153 232V230H155V229H152L151 230V225H150V221L148 222V217H147V219H144ZM138 223V222H137ZM164 223V222H163ZM85 224V223H84ZM144 224H143V226H144ZM27 225V224H26ZM24 226H25V224H24ZM24 226H22V227H24ZM29 226H31L30 225V223H29ZM135 226H136V224H135ZM139 226H140V224H139ZM218 226V225H217ZM124 227V226H123ZM152 227H153V225H152ZM165 227V226H164ZM125 228V227H124ZM136 228V227H135ZM145 228V227H144ZM155 228V227H154ZM237 228V227H236ZM24 229V228H23ZM22 229V230H23ZM119 229V228H118ZM170 229V228H169ZM172 229V228H171ZM170 229V230H171ZM136 230V236H138V234H139V231H141V228L139 229V230H137V229H135ZM143 230V229H142ZM167 230V229H166ZM236 230V229H235ZM234 230V231H235ZM27 231V230H26ZM29 231H30V229H29ZM33 231V230H32ZM131 231V230H130ZM144 231V230H143ZM148 232V231H147ZM148 232V233H149ZM23 233V232H22ZM26 233V232H25ZM124 233V232H123ZM126 233V232H125ZM124 233V234H125ZM140 233H142V232H140ZM27 234H29V233H27ZM27 234H25L26 236H27ZM31 234V233H30ZM130 234H132V233H130ZM134 234V233H133ZM143 234H146V236H148L149 237V234H147L146 232L145 233H143ZM165 234V233H164ZM173 234V233H172ZM185 234V233H184ZM228 234V233H227ZM24 235V234H23ZM135 235V234H134ZM139 235H141L142 236V234H139ZM229 235V234H228ZM132 236V235H131ZM151 236V235H150ZM204 236V237H203ZM18 237V236H17ZM133 237V236H132ZM139 237V236H138ZM203 237V238H202ZM229 237V236H228ZM130 238V237H129ZM140 238V237H139ZM144 238V237H143ZM126 239V238H125ZM131 239V238H130ZM138 239V238H137ZM141 239H142V237H141ZM145 239H148L147 237L145 238ZM145 239L144 240H139V243L141 242V241H143V242H141L140 244H144V241H145ZM163 238L161 237V240H162ZM202 239V243H203V245H202V243L200 242V240ZM24 240V239H23ZM22 240V241H23ZM168 240V239H167ZM206 240V239H205ZM204 240V241H205ZM135 241V240H134ZM164 241V240H163ZM166 241V240H165ZM173 241V240H172ZM19 242H21V241H19ZM19 242H18V244H19ZM147 242V241H146ZM166 242H168V241H166ZM130 243V242H129ZM136 244V243H135ZM134 244V245H135ZM166 244H168V243H166ZM15 245V244H14ZM26 245V244H25ZM90 245V244H89ZM133 245V250H136L135 248H137V247H135ZM170 245H172V244H170ZM13 246V245H12ZM17 246V245H16ZM19 246V245H18ZM39 246V245H38ZM85 246V245H84ZM93 246V245H92ZM97 246V245H96ZM260 246V245H259ZM81 247V246H80ZM79 247V248H80ZM102 247V246H101ZM10 248V247H9ZM99 248V247H98ZM108 248V247H107ZM170 249H171V247H169ZM257 248V247H256ZM5 249V248H4ZM8 249V248H7ZM24 249V248H23ZM26 249V248H25ZM25 249H24V251H25ZM36 249V248H35ZM53 249V248H52ZM86 249V248H85ZM101 249V248H100ZM102 249H104V247H102ZM175 249H176V247H175ZM205 249V248H204ZM206 249H208V247L206 248ZM226 249H228V248H226ZM231 249V248H230ZM12 250V249H11ZM11 250H1L0 249V264H50V263H46L45 261H44V263H43V261H40L38 258L37 259H35L33 256V254L34 253H36V252H31L32 253V255H28V251H26L27 253L25 254V252L22 250V249H20L19 251L18 250H13V251H11ZM37 250V249H36ZM75 250H76V247H75ZM80 250V249H79ZM78 250V251H79ZM94 250H96V249H94ZM131 250V249H130ZM129 250V251H130ZM213 250V249H212ZM215 250V249H214ZM218 250H219V248H218ZM221 250V249H220ZM219 250V251H220ZM229 250V249H228ZM233 250V249H232ZM16 251H18V252H21V253H19V254H22V255H18L17 253H15ZM93 251V250H92ZM101 251V250H100ZM99 251V252H100ZM218 251V253H221L220 254V256H222L221 258H219L218 256L217 257H215L214 255H213V257H212V259H213V261H211V263L213 262V264H223V262L221 261V259L223 258V261H224V263L225 264H237L236 262H239V261H237L236 259H237V257H235V259H234V254H232L231 253V251L227 254V253H225V251H223L224 252V254H223V252H222V250H221V252H219ZM259 251V250H258ZM72 252V251H71ZM96 252H98V251H96ZM134 252V251H133ZM136 252H138V251H136ZM213 252H215V251H213ZM227 252V251H226ZM46 253H48V252H46ZM52 253V252H51ZM74 253V252H73ZM73 253H71V256L69 255V256H67V260H64V259H62V257H59V258H61L62 260H60L61 262H62V264H76L77 263V261H83V260H78V258H80V256H79V254H76L77 256H74V255H72ZM82 253H83V251H82ZM82 253H80V254H82ZM90 253V252H89ZM103 252L101 251V254H102ZM113 253V252H112ZM216 253H217V250H216ZM259 254H261L260 252H258ZM30 254V253H29ZM69 254H70V252H69ZM85 254V253H84ZM93 254H94V252H93ZM97 254V253H96ZM95 254V256L97 257V255ZM99 254V253H98ZM115 254V253H114ZM113 254V255H114ZM256 254V253H255ZM258 254V255H259ZM36 255V254H35ZM46 255V254H45ZM88 255V254H87ZM109 255V254H108ZM107 255V256H108ZM139 255V254H138ZM208 255V256H207ZM212 255V254H211ZM232 255H233V257H232ZM44 256V255H43ZM57 256H60V254L59 255H57ZM63 256V255H62ZM82 256V255H81ZM93 256L94 255H92V257H91V259L93 258ZM94 256V257H95ZM100 256H102V255H100ZM110 256V255H109ZM112 256V255H111ZM115 256V255H114ZM133 256V255H132ZM36 257V256H35ZM51 257V256H50ZM84 257V256H83ZM113 257V256H112ZM111 257V258H112ZM129 254H127V255H125L124 256V258L122 257V261H123V263H120L119 261V263L118 262H116V260H117V258L119 259V257H117L116 258V260H114V262H110V261H113V259H110L109 260V264H131V258H130V260H129ZM211 257V256H210ZM232 257V258H231ZM45 258V257H44ZM65 258V257H64ZM102 258H103V256H102ZM108 258V257H107ZM136 258V257H135ZM170 258V259H171ZM226 258V259H225ZM101 259V258H100ZM225 259V260H224ZM236 260V262L234 261V260ZM46 260V259H45ZM59 260V259H58ZM133 260H135L133 257H132V261ZM48 261H49V259H48ZM99 261H101V260H99L98 259V262ZM103 261V260H102ZM107 261V260H106ZM121 261V262H122ZM136 261H138V260H136ZM61 262H60V264H61ZM108 262V261H107ZM79 263V262H78ZM77 263V264H78ZM84 263H85V261H84ZM134 263H135V261H134ZM171 263V262H170ZM240 263V262H239ZM238 263V264H239ZM57 264H58V261H57ZM80 264V263H79ZM96 264V263H95ZM100 264V263H99ZM101 264H102V262H101ZM104 264V263H103ZM137 264V263H136Z\"/></svg>",
	"mask_w": 264,
	"mask_h": 264
}]
</instances>
